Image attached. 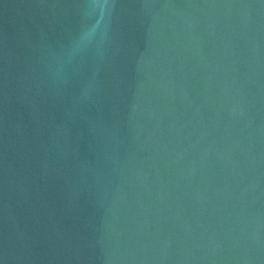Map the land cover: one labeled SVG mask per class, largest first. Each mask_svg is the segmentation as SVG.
Returning a JSON list of instances; mask_svg holds the SVG:
<instances>
[{"label":"water","instance_id":"95a60500","mask_svg":"<svg viewBox=\"0 0 264 264\" xmlns=\"http://www.w3.org/2000/svg\"><path fill=\"white\" fill-rule=\"evenodd\" d=\"M0 264H264V0H0Z\"/></svg>","mask_w":264,"mask_h":264}]
</instances>
